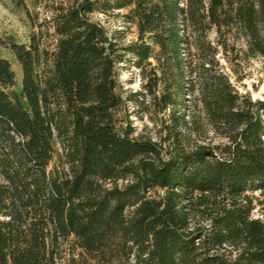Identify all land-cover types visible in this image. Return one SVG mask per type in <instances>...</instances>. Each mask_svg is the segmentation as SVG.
Listing matches in <instances>:
<instances>
[{"label": "trees", "instance_id": "1", "mask_svg": "<svg viewBox=\"0 0 264 264\" xmlns=\"http://www.w3.org/2000/svg\"><path fill=\"white\" fill-rule=\"evenodd\" d=\"M115 10L134 40L89 16ZM52 22L43 71L0 36L22 67L0 56V264H264V99L229 72L264 58V0H80ZM146 95L158 139L127 123Z\"/></svg>", "mask_w": 264, "mask_h": 264}, {"label": "rangeland", "instance_id": "2", "mask_svg": "<svg viewBox=\"0 0 264 264\" xmlns=\"http://www.w3.org/2000/svg\"><path fill=\"white\" fill-rule=\"evenodd\" d=\"M80 0H0V36L4 40H14L25 45H34L42 54L40 71L47 68V57H51L55 50L57 35L52 22V17L59 7H67ZM125 10H115L107 14L94 12L89 16L92 20L100 22L110 33L123 31L124 41L129 42L136 38V27L126 22L124 17ZM215 32L210 36L215 38ZM0 56L6 57L12 63L15 70L17 82L22 81V67L10 49L0 45ZM232 76V82L241 93H248L252 99H264V58L256 56L250 58L243 69V79L236 80ZM119 81L123 94L129 96L134 92L142 90L143 81L140 78L138 69L131 62H126L119 71ZM145 104L129 102L126 107L125 115L128 124L134 130L135 135L158 139V127L152 119L160 123L162 117L167 116V112H158L152 98L149 95L144 97ZM149 103V104H148ZM190 111L195 110V96L188 95L185 100ZM146 105H149L146 107ZM212 133L208 134L211 137ZM215 138L212 139L214 141ZM206 143L209 139L205 140ZM259 196V192L255 193ZM254 217H260L258 207L253 211Z\"/></svg>", "mask_w": 264, "mask_h": 264}]
</instances>
